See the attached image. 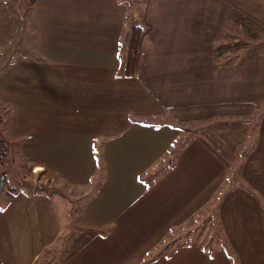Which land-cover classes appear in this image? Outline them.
<instances>
[{
    "label": "crops",
    "instance_id": "0c3cea01",
    "mask_svg": "<svg viewBox=\"0 0 264 264\" xmlns=\"http://www.w3.org/2000/svg\"><path fill=\"white\" fill-rule=\"evenodd\" d=\"M139 1L151 31L125 76L123 0H34L18 56L0 0V264H264V111L227 113L264 100V44L210 60L227 21L264 27V0ZM226 194L218 255L199 218Z\"/></svg>",
    "mask_w": 264,
    "mask_h": 264
},
{
    "label": "rangeland",
    "instance_id": "374dc122",
    "mask_svg": "<svg viewBox=\"0 0 264 264\" xmlns=\"http://www.w3.org/2000/svg\"><path fill=\"white\" fill-rule=\"evenodd\" d=\"M123 1L126 3V7H127L126 23H125V29H124V32H126L131 24L139 23V21L143 20L141 17L144 13L145 5L147 7V3L145 1V3L143 4L139 0H123ZM8 4H9V9H10L9 12H10L11 23H12V28H13L12 40L16 41V38H18L22 41V44H18V46L16 47L15 53L17 56L23 53L29 55L31 51H34L37 49L36 47V23L31 13V0H8ZM253 10L255 12L259 11L261 13H264V10H259V9H253ZM145 20H146V17L144 18V22H146ZM260 20L264 23V18ZM228 23H231V22L227 21V25L226 26L222 25L221 26L222 30L219 29L218 33H216V37H218L219 39L217 40L215 48L213 49L215 55L213 54V56H211L210 58L211 63L215 65L216 67H220V66L222 67L224 65L234 64V63H237L236 65L239 66L240 63L238 60L241 57L239 53H238L239 56L235 55L236 52L240 50V51H243L242 54H245V52L248 49L257 47L258 44H264V27L254 26L251 24L238 25L235 23L233 24H228ZM148 25L151 27L150 24ZM257 33L260 36V40H261L260 42L255 41L254 38L252 37L256 35ZM203 44H205V42H203ZM203 47H207V46L204 45ZM209 49H210V46H209ZM211 50H212V47H211ZM121 57H123L122 48H121ZM243 58L244 57H242L241 59ZM139 63H140V58H139ZM262 101L264 100L258 99L257 103L255 104L254 102L251 103L249 102V100H247L243 104L232 105V109L227 107V113L231 111V114L240 115L242 112L250 113V112L255 111L256 113L261 114L264 111V105L261 104ZM234 117L235 116H232V118ZM222 126L223 125H221V123L220 124L217 123L216 130L222 128ZM227 128L229 129L234 128L236 130L239 129V127L237 126L235 127V126H230V125H228ZM219 142H222V138L219 139ZM225 142H227L228 144H231V142L233 143V140L230 137V138H227ZM212 147L216 149H220V151L217 152V155H219L224 160L227 167H229L228 170L236 171L234 167H235L236 161L239 160L240 154L238 152H234V150L230 146H227L226 151L224 148L220 147V145H214ZM259 164L262 165L263 163L260 161ZM254 165H256V162L254 163ZM237 171L236 173L233 172V175L236 174V177H237ZM246 171H248V175H251V176L246 175L247 179L257 178V177H254V175H252L251 173H249V170H246ZM259 171L261 170H258V172ZM262 172L264 176V169L262 170ZM241 178H243L242 182H244L245 179L243 175L241 176ZM259 179L260 181L263 180V183H264V177H260ZM223 189L221 188L219 191H222ZM224 198L226 201L222 200V198L216 199L214 202V208H213V205L211 206V208L213 209H211L208 206L211 211L210 210L208 211V208H206L207 206H204L206 209L205 208L201 209V211L204 210L203 211L204 214H206L205 211H208V213L210 212L211 217H208L207 219H205L202 217L203 214H201L200 216L201 218H199L200 234H199V238H197L198 243H200V245H205V249H207L208 251L212 253H216L218 255L219 253H222L221 248H224L225 254H227V234L225 233L226 237L225 239H223L224 236H223V233L221 232V226L225 227L223 223L227 225V218L226 219L223 218V213L227 211V194ZM225 214H227V212ZM252 227L254 228V230H257L256 234L258 235L264 234V228L259 226V223L257 226L256 221H255V224L252 222ZM224 230L225 229H223V231ZM250 232L251 231L246 230L247 235L250 237L252 241L251 237L254 233L252 232L250 233ZM210 238L212 239L211 241H210ZM254 252L255 250H252L249 253L251 254ZM233 253L235 254L237 260H239L238 258H240V255L238 251L236 253V250L234 249ZM252 260H255V259H252Z\"/></svg>",
    "mask_w": 264,
    "mask_h": 264
},
{
    "label": "trees",
    "instance_id": "16d2710c",
    "mask_svg": "<svg viewBox=\"0 0 264 264\" xmlns=\"http://www.w3.org/2000/svg\"><path fill=\"white\" fill-rule=\"evenodd\" d=\"M33 1L31 0V5ZM141 18L142 21L131 24L127 31L121 34L123 53L121 72L125 76H133L137 73L143 39L151 31V27L144 22V14Z\"/></svg>",
    "mask_w": 264,
    "mask_h": 264
},
{
    "label": "built area",
    "instance_id": "2783aa9c",
    "mask_svg": "<svg viewBox=\"0 0 264 264\" xmlns=\"http://www.w3.org/2000/svg\"><path fill=\"white\" fill-rule=\"evenodd\" d=\"M5 150H6L5 145L3 143H0V159L2 158Z\"/></svg>",
    "mask_w": 264,
    "mask_h": 264
}]
</instances>
